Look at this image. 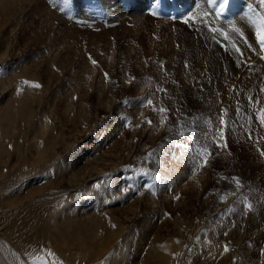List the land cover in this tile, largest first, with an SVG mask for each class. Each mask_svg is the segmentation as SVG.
I'll return each instance as SVG.
<instances>
[{
  "label": "rangeland",
  "instance_id": "374dc122",
  "mask_svg": "<svg viewBox=\"0 0 264 264\" xmlns=\"http://www.w3.org/2000/svg\"><path fill=\"white\" fill-rule=\"evenodd\" d=\"M12 1L9 9L0 5V109L10 100L11 76L61 75L55 105L30 124L41 132L63 128L59 147L71 164L63 181L73 167L89 173L63 191V264H105L107 254L112 264H264V50L253 24L264 14L260 0H228L222 11L221 0ZM232 19L248 36L228 30ZM49 44L50 57L41 47ZM96 73L103 83L79 85ZM83 91L91 96L84 125L75 103ZM204 147L212 156L198 169ZM114 158L122 166H108ZM141 176L151 178L153 206L138 197L147 187ZM22 200L0 205V241L11 251L4 230L30 201ZM175 239L185 244L178 258L162 250Z\"/></svg>",
  "mask_w": 264,
  "mask_h": 264
},
{
  "label": "bare ground",
  "instance_id": "6f19581e",
  "mask_svg": "<svg viewBox=\"0 0 264 264\" xmlns=\"http://www.w3.org/2000/svg\"><path fill=\"white\" fill-rule=\"evenodd\" d=\"M12 4V0H0V5L7 9ZM228 30L234 31L236 34H233L240 37L248 36L247 33L249 31L239 19H232L228 25ZM112 32L115 33L116 29H113ZM248 41L251 42L250 40ZM39 44L40 42H33L32 45L35 49H38ZM41 47L46 49L44 53L48 57L55 51L54 45H42ZM250 55H253V53ZM61 62L66 64L65 60ZM45 64L48 66L53 65V63L49 62ZM65 64H63V68L67 71V69H70L68 67L69 64ZM98 75L96 73V78L92 79H78L79 85L84 87L95 81L103 83ZM36 76L34 74H15L11 76L9 78V83H11L10 100L7 106L2 110L0 109V185L3 186V189L0 190V205L15 206L22 203L23 198L30 199L28 203L16 209L14 216L6 225L4 230L5 241L15 248L11 251L0 241L1 264H5L6 260L9 261V264H28L32 256L45 254L47 251H51L54 254L51 257H47L49 260H55L57 264H63V256H57L60 250L57 241L63 243V194L67 189L70 191L75 189L71 183L72 179H75L76 185H78L89 174L86 170L81 171L73 167L69 171L68 182L63 181V170H66L67 166L71 165L67 162L66 149L63 153V148L59 147L60 145L63 146V128L53 126L47 132H41L37 127H31V119L42 108L54 106L55 98L61 95L58 91L59 88H57L62 79L61 75L56 74L55 80H47L45 72L39 73L36 70ZM26 81L28 83H25ZM49 82H54L52 86L55 87H52V90L48 85ZM32 84H39L40 87H33L31 86ZM105 84L113 85L108 82ZM125 85L127 86L128 84L125 83ZM90 98L89 91H83L75 100V103L80 107L78 109L79 122L83 125L88 123V120L84 121L83 119L86 112L89 111L88 100ZM115 100V97L109 98L107 106L114 105ZM45 133H47L46 136ZM134 140L136 141V139ZM118 159L114 158L115 161L109 162L108 166H111V168L114 165L116 167L122 166L121 161ZM137 164V169L144 166L141 163ZM95 170L100 171L101 169L95 168ZM147 178L145 176L140 177L141 185H149L151 178L149 177V180ZM34 182H39V186L32 188ZM143 190L139 193V199L147 197L150 206H153L156 200L152 189L147 186ZM21 193H24V196H21ZM38 195L41 196L36 197ZM59 220H61L62 224L60 223L61 226L57 227L55 224ZM94 221L90 220L91 223H94ZM51 230L54 236H49ZM65 240L71 241V237L67 236ZM204 241L202 239V242ZM170 242L173 244L166 245L162 250L165 253L175 252L177 258L180 255L182 256L185 244L177 239ZM237 242L240 244L241 241L237 239ZM153 249L161 252L158 247H153ZM161 254L163 253L161 252ZM104 263L112 264L111 255H105Z\"/></svg>",
  "mask_w": 264,
  "mask_h": 264
},
{
  "label": "snow or ice",
  "instance_id": "6c2138e0",
  "mask_svg": "<svg viewBox=\"0 0 264 264\" xmlns=\"http://www.w3.org/2000/svg\"><path fill=\"white\" fill-rule=\"evenodd\" d=\"M210 3L215 4L216 0H210ZM228 3V0H221V3L219 4V9L222 11L225 4ZM260 5L262 7H264V0H260ZM61 11H64V8L60 9ZM185 23H187V21H185ZM253 24L255 25V36H256V40L260 45L261 50H264V14H260L258 16L257 19L253 20ZM239 51V49H237ZM93 64L96 63V61H92ZM105 77L107 78V74H105ZM25 83H28L27 81ZM31 86L33 87H40L39 84H32ZM262 91H264V89H262ZM149 104H151V101H149ZM157 110L160 113H166L168 110L165 108H159V109H154ZM258 117H259V122L261 124V126H264V108H261L258 112ZM167 120L166 116H163L161 119V124L165 123ZM147 123L149 125H151V120L147 121ZM221 123L223 124L224 121L221 120ZM181 135H183V132L181 131L180 133ZM223 133L221 132L220 134V140H223ZM218 147L221 148H227V144L223 143V144H218ZM151 155V154H150ZM261 156H264V151L260 152ZM197 156L199 157L198 163H197V168L198 169H203L204 167H207L208 165V161L210 159V157L212 156V153L210 151H208L207 147L202 148V150L200 152L197 153ZM232 180L235 182V185L237 188L241 187V182L239 180V178L237 177H233ZM222 199H224L222 197ZM246 207L249 211L252 210V205L251 204H246ZM225 235H227V233H225ZM224 251L228 252L230 251L229 247L227 244H225L224 246ZM54 254L51 251H47L45 254H36L34 256L31 257L30 261L28 262V264H57V262L55 260H49L47 257H51ZM261 255L264 256V249H261ZM233 264H235V261H233Z\"/></svg>",
  "mask_w": 264,
  "mask_h": 264
}]
</instances>
